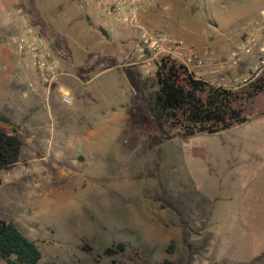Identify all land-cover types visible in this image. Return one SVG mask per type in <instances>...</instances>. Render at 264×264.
I'll use <instances>...</instances> for the list:
<instances>
[{
    "label": "rangeland",
    "instance_id": "374dc122",
    "mask_svg": "<svg viewBox=\"0 0 264 264\" xmlns=\"http://www.w3.org/2000/svg\"><path fill=\"white\" fill-rule=\"evenodd\" d=\"M95 1L16 7L51 42L61 67L73 64L83 78L64 85L74 91L71 105L43 104L52 119L38 126L49 124L51 133L20 130V161L0 170V221L36 245L38 264H264V90L243 103L242 124L165 139L143 100L154 90L153 64L128 66L135 33L125 47ZM163 2L142 24L185 41L245 31L239 43H247L264 26V0ZM91 59L115 70H88Z\"/></svg>",
    "mask_w": 264,
    "mask_h": 264
},
{
    "label": "built area",
    "instance_id": "2783aa9c",
    "mask_svg": "<svg viewBox=\"0 0 264 264\" xmlns=\"http://www.w3.org/2000/svg\"><path fill=\"white\" fill-rule=\"evenodd\" d=\"M154 2L155 0L95 1V7L105 18L135 33L128 66H154L159 59L169 58L186 67L196 79L227 91L238 90L264 75V26L256 38L247 43L231 45L222 60L206 56L202 58L189 48L182 37L142 24V15L154 6ZM14 51L17 68L28 75L22 98L33 94L48 95L51 87L63 75L60 62L51 42L24 15L20 19ZM242 70L244 71L241 72ZM59 97L64 105L72 104V96L68 90L60 89Z\"/></svg>",
    "mask_w": 264,
    "mask_h": 264
},
{
    "label": "trees",
    "instance_id": "16d2710c",
    "mask_svg": "<svg viewBox=\"0 0 264 264\" xmlns=\"http://www.w3.org/2000/svg\"><path fill=\"white\" fill-rule=\"evenodd\" d=\"M154 68V90L144 91V82L139 79L137 82L144 91L148 113L165 139L175 135L184 138L211 135L242 124L246 121L242 114L243 103L264 90V75L248 89L235 92L196 79L186 67L169 58L159 59ZM0 122L9 126V130H0V170H9L20 161L23 141L7 118L0 115ZM116 248L122 250L123 245ZM167 252H172V246ZM105 253L113 254L114 250L108 248ZM40 258L34 243L13 224L0 221V264H38ZM157 264L175 263L164 259Z\"/></svg>",
    "mask_w": 264,
    "mask_h": 264
},
{
    "label": "crops",
    "instance_id": "0c3cea01",
    "mask_svg": "<svg viewBox=\"0 0 264 264\" xmlns=\"http://www.w3.org/2000/svg\"><path fill=\"white\" fill-rule=\"evenodd\" d=\"M24 0H0V115L7 118L12 126L17 129V133H20L22 129H31L38 130L42 134L51 133L53 129L49 127L47 124L45 127L38 126L39 123L43 120L47 121L48 119H52L51 112H44L43 104L49 98L52 100H60L59 90L66 89L70 92L71 96L74 91L66 87L64 85H70V81L73 80H81L82 76H78L73 73L75 69L74 65L71 64L68 68L64 66L61 67L62 77L51 87L48 95L41 94H33L28 96L27 98H22V91L25 89V80L27 78V74L23 73L16 66V55L14 51V42L15 37L19 31L20 19L23 14L20 11H17L16 7L22 5ZM165 4L163 0H155L154 6L148 11L150 16H153V13L157 11V9H165ZM26 17V16H25ZM146 19V18H145ZM260 19V18H259ZM148 20H151L148 19ZM147 20V21H148ZM108 25L105 26L108 28L109 32L117 34V37L125 44L128 45L129 34L127 29H124L120 24L108 20ZM264 22V19L260 21ZM243 29V28H242ZM127 30V31H126ZM245 30V28H244ZM258 30H255L252 35L258 36ZM245 31H242L240 34H233L232 36H217L213 37L210 41H205L203 39L194 38L193 40H187L186 43L189 48L195 52L197 55H215L221 54L223 51H227L229 48L228 43L232 42L233 44L241 42L245 37ZM115 36V35H114ZM120 41V42H121ZM10 48H9V47ZM95 48H87L86 53L93 54ZM132 55V47L131 54ZM130 59V58H129ZM248 61V60H247ZM102 64V63H100ZM84 67L88 70L97 69L98 67L103 69L99 73H103V71L115 70L113 67H108L105 65H99L95 61V59H91L88 64H83ZM137 68V67H136ZM98 74V73H97ZM95 74L94 76H98ZM83 78V77H82ZM93 79V78H92ZM90 79L88 83L92 81ZM118 84L121 87L125 85H129L132 91L136 92V86L134 82L129 80L121 79L119 76ZM23 81V82H22ZM129 90V89H127ZM137 93V92H136ZM73 99V98H72ZM36 122V123H35ZM2 123V122H1ZM38 123V124H37ZM36 124V127H33ZM5 130H9V127L4 128ZM36 132V131H35ZM18 164V163H17Z\"/></svg>",
    "mask_w": 264,
    "mask_h": 264
}]
</instances>
